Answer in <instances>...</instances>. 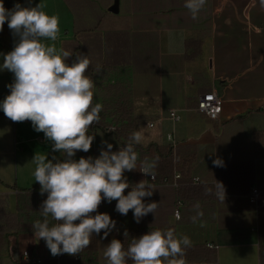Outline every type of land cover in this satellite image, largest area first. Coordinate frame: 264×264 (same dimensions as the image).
<instances>
[{"label": "crops", "instance_id": "obj_1", "mask_svg": "<svg viewBox=\"0 0 264 264\" xmlns=\"http://www.w3.org/2000/svg\"><path fill=\"white\" fill-rule=\"evenodd\" d=\"M3 3L9 10L17 3L40 4L48 15L59 17L55 43L72 52L69 62L79 53L91 60L86 74L95 83L93 103L103 109L99 123L91 126L95 139L90 151H78L73 159L98 157L106 148L102 141L118 150L134 131L143 136L137 147L160 151L162 160L172 152L173 170L158 168L162 179L153 184V195L144 198L145 203H159L155 214L137 223L132 210L126 216L115 211L116 226L107 237L103 231L93 234L95 264H106L103 250L112 239L121 241L125 231L138 228L172 229L177 236H188L192 246L185 250L186 264H264L260 245L264 206L249 201L253 186L264 201V6L260 0H206L196 18L184 6L185 0ZM17 39L5 22L0 31V64ZM13 81V73L0 71V102L10 94L8 85ZM211 93L223 101L217 120L198 110L200 100ZM173 111L180 117L177 123L170 118ZM112 126L118 127V133H110ZM41 154L63 158L52 152L51 142L34 130L31 121L13 122L0 110V215H18L24 192H40L32 159ZM217 158L223 166L213 165ZM176 174L182 175L180 188L173 184ZM143 179L149 180L138 174L135 183ZM216 181L224 187L223 201L217 196ZM179 200L182 209L177 220ZM98 212L106 210L98 208ZM30 217L31 227L43 219L40 214ZM8 238L0 244L7 246ZM13 243L10 251L2 249L1 262L27 264L22 259L25 252L48 262L68 255L53 256L33 231L17 233Z\"/></svg>", "mask_w": 264, "mask_h": 264}, {"label": "clouds", "instance_id": "obj_2", "mask_svg": "<svg viewBox=\"0 0 264 264\" xmlns=\"http://www.w3.org/2000/svg\"><path fill=\"white\" fill-rule=\"evenodd\" d=\"M206 0H185L193 18ZM264 6V0H260ZM5 22L14 37L13 49L3 54L0 71L14 74L8 85L10 94L0 102V110L13 122L31 121L35 131L44 133L56 155H34L35 182L40 194L47 198L40 206L42 220L33 223L35 238L43 239L53 256H75L86 249L93 234L104 236L115 228L116 222L108 213L98 212L103 201H117L115 210L121 215L133 211L137 223L149 213L155 214L159 203H145L155 191L153 184L143 179L130 184L125 172L139 171L154 179L157 160L149 163L139 159L135 146L143 141L139 131L131 133L129 142L113 151V145L102 141L98 157L73 159L78 151L89 152L94 135L93 124L99 123L102 104L93 103V79L87 75L91 66L88 55L79 53L69 62L72 52L58 48L59 17L48 15L38 4L22 7L19 3L9 10L0 0V31ZM99 68H97V71ZM214 166H223L217 158ZM217 182V181H216ZM131 188L130 191H125ZM217 196L224 199V187L217 182ZM125 238L128 233L125 231ZM191 239L177 236L172 229H156L132 238L125 249L119 239H112L104 248L106 264H186L185 250Z\"/></svg>", "mask_w": 264, "mask_h": 264}, {"label": "trees", "instance_id": "obj_3", "mask_svg": "<svg viewBox=\"0 0 264 264\" xmlns=\"http://www.w3.org/2000/svg\"><path fill=\"white\" fill-rule=\"evenodd\" d=\"M115 126H119L117 123L114 124ZM118 127H116V130L110 132L111 134H116L118 133ZM90 134L93 135V132L91 131L90 128ZM136 151L138 153V161H137V169L139 170L140 164L142 161L147 160L149 163H151L153 160H157L156 167L154 169V174L157 176V179L160 180L162 179L159 177L160 172L157 170L158 168H162V170H168V172L171 173L173 170L172 167V161H171V154L172 152L169 151L167 154L164 155L166 160H162L163 155L160 151L155 150L154 148H142V147H137L135 146ZM119 150V149H118ZM117 151V150H113ZM138 174H142L139 171H131V172H125V176L127 180L129 181L130 184H135L136 176ZM143 175V174H142ZM144 176V175H143ZM146 177V176H145ZM180 188V185H179ZM131 188L127 189L125 191V194H127V191H130ZM47 198V193L44 195H41L39 193H34L33 191H26L24 194L20 197V213L18 215H6L3 216L2 214L0 215V241H3L8 238V242L5 244L7 246H3V244H0V255L2 254V249L6 247L7 251H10L12 248L15 247L16 244L13 243V239L16 240L17 238V233L26 230V231H33V228L31 226H28V220L30 222L31 217L30 215L33 214H40V206L42 202ZM1 203V201H0ZM117 201L113 200L111 203L105 202L103 205L99 206L102 210H106V213L110 215V217L113 219V215L115 213V206H116ZM180 203L182 205V202L179 200L176 202V205ZM1 207V204H0ZM182 209V208H181ZM1 211V210H0ZM30 217V219H29ZM10 231V232H9ZM12 231H14L12 233ZM149 230L143 229V228H138L135 229L134 231H128V237L125 238L123 235L121 237V242L124 244L125 249L128 247V245L131 242L132 238H138L143 234L148 233ZM12 233V235H10ZM10 235V236H9ZM13 237L12 239H10ZM260 245H261V250L264 252V237L260 239ZM95 246H94V241H91V244L84 249L80 254H77L75 256L71 255H62L60 256V259L57 261L53 262H48L47 264H95ZM12 258H16L15 252H11ZM0 264H5L4 262L0 261ZM128 264H132V261L129 260Z\"/></svg>", "mask_w": 264, "mask_h": 264}, {"label": "built area", "instance_id": "obj_4", "mask_svg": "<svg viewBox=\"0 0 264 264\" xmlns=\"http://www.w3.org/2000/svg\"><path fill=\"white\" fill-rule=\"evenodd\" d=\"M198 110L202 114L206 115L210 120H217L220 117V115L222 114V111H223V101L215 93H211V94L205 95L199 102ZM170 118L175 123L180 121V117L177 115V113L175 111L171 112ZM151 127H152V125H151ZM110 130L114 131V130H116V127L112 126L110 128ZM89 134H90V130H89ZM143 175L146 176L152 184H156L158 182L157 176L155 174H154V179L153 180H152L151 176H148V175H145V174H143ZM181 178H182L181 174H176L175 181L173 183L175 187H179V182L178 181ZM196 181L197 180H193L194 183H196ZM249 201L251 202V204H253V205L257 206V207L260 204H262L264 206V201H261L260 191H259L257 186H253L250 189ZM104 202L105 201H103L101 203V205H103ZM174 217L177 220L181 219V204L180 203H178L177 206H176V209H175V212H174ZM22 259L27 264H47L48 263V261H46L45 259H42L40 257H35V256L31 255L29 252L23 253Z\"/></svg>", "mask_w": 264, "mask_h": 264}, {"label": "water", "instance_id": "obj_5", "mask_svg": "<svg viewBox=\"0 0 264 264\" xmlns=\"http://www.w3.org/2000/svg\"><path fill=\"white\" fill-rule=\"evenodd\" d=\"M112 11H117L116 7L111 8Z\"/></svg>", "mask_w": 264, "mask_h": 264}]
</instances>
